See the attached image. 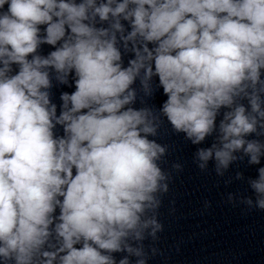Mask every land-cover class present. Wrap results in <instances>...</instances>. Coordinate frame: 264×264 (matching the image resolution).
Listing matches in <instances>:
<instances>
[{
  "label": "clouds",
  "instance_id": "clouds-1",
  "mask_svg": "<svg viewBox=\"0 0 264 264\" xmlns=\"http://www.w3.org/2000/svg\"><path fill=\"white\" fill-rule=\"evenodd\" d=\"M164 120L264 210V0H0V264H146Z\"/></svg>",
  "mask_w": 264,
  "mask_h": 264
}]
</instances>
